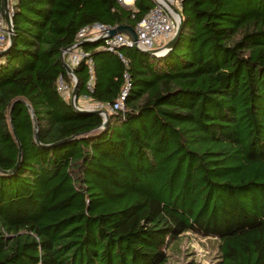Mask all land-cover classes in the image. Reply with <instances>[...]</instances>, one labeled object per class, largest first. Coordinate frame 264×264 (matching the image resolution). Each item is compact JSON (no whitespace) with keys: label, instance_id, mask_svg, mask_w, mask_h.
<instances>
[{"label":"trees","instance_id":"16d2710c","mask_svg":"<svg viewBox=\"0 0 264 264\" xmlns=\"http://www.w3.org/2000/svg\"><path fill=\"white\" fill-rule=\"evenodd\" d=\"M154 4L9 1L0 264H198L171 262L187 233L218 241L209 264H264V0H183L161 56L86 41L92 68L72 67L76 104L113 103L125 71L131 86L123 110L105 108V127L71 105L60 55L77 30L135 27Z\"/></svg>","mask_w":264,"mask_h":264},{"label":"built area","instance_id":"2783aa9c","mask_svg":"<svg viewBox=\"0 0 264 264\" xmlns=\"http://www.w3.org/2000/svg\"><path fill=\"white\" fill-rule=\"evenodd\" d=\"M183 0H158L155 1L154 6L146 13V15L136 24L134 27L136 31V40L132 39L125 33L118 32L111 37L102 39V43L98 49L115 51L119 53V49L123 46L138 47L145 50L154 49L160 47L168 42L175 34L178 28V14ZM121 4L125 3V0H118ZM175 8V9H174ZM180 12V11H179ZM9 14L12 17V8L9 6ZM116 26V25H115ZM115 26L106 25L100 22H93L80 27L75 35V42L81 40H89L98 35L105 36L111 28ZM8 45V31L7 24L4 19L3 9L0 12V51L4 50ZM63 56L67 54V62L71 67L76 65L79 61L86 58V62L89 65V71L92 68V60L89 58V53L79 49V47H73L72 49L65 51L62 50ZM65 58V57H64ZM124 84L121 88L117 98L111 104L94 103L93 106L99 109L107 108L108 111H119L124 109L125 99L130 89L131 83L129 80V74L127 71L123 74ZM67 87L59 80L58 90L65 91ZM88 109H93L89 107Z\"/></svg>","mask_w":264,"mask_h":264},{"label":"water","instance_id":"95a60500","mask_svg":"<svg viewBox=\"0 0 264 264\" xmlns=\"http://www.w3.org/2000/svg\"><path fill=\"white\" fill-rule=\"evenodd\" d=\"M155 1H158V0H155ZM175 11L178 14V28H177L175 34L173 35V37L168 42H166L165 44H163L160 47H156V48L150 49V50H145V49H141L138 47H135V48L140 50V51L146 52L148 54L154 55V56H161L164 53L168 52L174 46L175 42L177 41L181 27H182L181 13L179 11H177L176 9H175ZM3 13H4L5 22L7 24L8 45L4 50L0 51V56H3L4 54H6L8 47L11 45V43L13 41V25H12V17L9 14V0H3ZM118 32H123V33L127 34L128 36H130L134 40H136V38H137L136 31H135L134 27H131L130 25H118V26H115L114 28H111L105 36L98 35V36H96L92 39H89V40H101V39H104L107 37H111ZM89 40H81V41L74 42V43L68 45L67 47H65L64 50L68 51V50L72 49L73 47H80L83 43H85L86 41H89ZM60 59H61V62L63 64L64 69L67 71V73L70 75V77L72 78V80L74 82V85H73L72 90H71V105L78 111H82V112L90 111V112H94V113L101 115L103 118L102 127H105L107 125V121H108V112L105 109L82 108L76 104L77 78L74 75L73 68L65 60L62 52L60 55ZM30 113H31V117L33 119V124H34V129H35V139L37 140V125H36L35 116H34V113H33V110L31 107H30ZM9 121H10V123H12L11 117H10ZM18 145H19L18 160H19L21 157V147H20L19 142H18ZM10 171H14V168ZM10 171H8V172H10Z\"/></svg>","mask_w":264,"mask_h":264},{"label":"rangeland","instance_id":"374dc122","mask_svg":"<svg viewBox=\"0 0 264 264\" xmlns=\"http://www.w3.org/2000/svg\"><path fill=\"white\" fill-rule=\"evenodd\" d=\"M80 104L83 106V108L92 107L95 109V106H93L94 103L88 99L81 100ZM217 247L218 241L216 239H210L187 233L181 238L180 252L178 256L174 255L171 259V262L179 263L194 259L196 262H198V264L213 263L216 261L215 256Z\"/></svg>","mask_w":264,"mask_h":264},{"label":"crops","instance_id":"0c3cea01","mask_svg":"<svg viewBox=\"0 0 264 264\" xmlns=\"http://www.w3.org/2000/svg\"><path fill=\"white\" fill-rule=\"evenodd\" d=\"M9 1H14V0H9ZM133 1L134 0H125V3L124 4H122L123 6H125V7H130V6H132L133 5ZM10 6V5H9ZM180 11V10H179ZM125 25V24H124ZM123 33V32H122ZM79 49H81L80 47H79ZM80 100H86V98H81ZM174 256V255H173Z\"/></svg>","mask_w":264,"mask_h":264}]
</instances>
